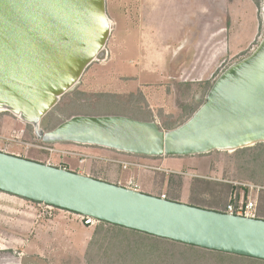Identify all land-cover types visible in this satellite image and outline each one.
I'll return each mask as SVG.
<instances>
[{
  "label": "water",
  "instance_id": "95a60500",
  "mask_svg": "<svg viewBox=\"0 0 264 264\" xmlns=\"http://www.w3.org/2000/svg\"><path fill=\"white\" fill-rule=\"evenodd\" d=\"M111 33L107 0H0V113L33 127L46 144L142 157L234 152L264 143V37L173 130L112 115L75 116L45 132L42 121L80 84ZM0 192L159 238L264 260V220L135 192L2 152Z\"/></svg>",
  "mask_w": 264,
  "mask_h": 264
},
{
  "label": "rangeland",
  "instance_id": "374dc122",
  "mask_svg": "<svg viewBox=\"0 0 264 264\" xmlns=\"http://www.w3.org/2000/svg\"><path fill=\"white\" fill-rule=\"evenodd\" d=\"M263 8L264 0L259 7L253 0H107L111 37L76 92L132 95L139 108L137 116L147 110L164 131L166 123L175 128L205 102L207 84L213 86L230 66L259 47L264 37ZM73 100H77L74 94L64 97L60 109L46 117L41 128L48 132L56 121H66L60 111ZM81 110L93 112L88 106ZM1 150L43 164L50 161L115 185L133 178L142 193L216 212L226 209L232 188L257 186L261 188L258 217L264 220V163L260 168L242 169L251 156L264 154L263 148L244 157L237 151L142 157L72 143L46 144L33 127L0 113ZM65 152L104 160L88 158L80 164ZM109 159L141 167L124 169ZM94 228L64 211H49L0 192V264H87L85 253Z\"/></svg>",
  "mask_w": 264,
  "mask_h": 264
},
{
  "label": "trees",
  "instance_id": "16d2710c",
  "mask_svg": "<svg viewBox=\"0 0 264 264\" xmlns=\"http://www.w3.org/2000/svg\"><path fill=\"white\" fill-rule=\"evenodd\" d=\"M253 1L257 7L261 5V0ZM211 88V84L206 85L204 96L207 92L209 93ZM72 94L77 97V100H73L70 107L67 105L60 111V117L62 115L66 120L75 116L121 115L130 117L131 112L135 114L139 109L137 101L133 100L134 97L132 95L120 97L104 93L88 95L84 92L77 93L75 89L67 94L65 98L70 97ZM85 106L92 107L93 112L86 113L82 111L81 107ZM200 107L198 106L191 110L188 118L177 127L187 122ZM59 109L58 105L47 117H53L55 110L58 111ZM140 113L142 114L141 116L133 114L131 118L153 122L152 112L145 110ZM63 122L62 120L56 121V124L51 129H55ZM164 126L167 131L177 128L170 127V123H166ZM255 148L264 149V144L238 150L237 153L240 157H244ZM263 157V151L259 155L251 156L250 159L243 163L242 169H245V167H262L264 163ZM236 189V187L232 188V190ZM224 212L225 210L222 213ZM85 260L87 264H264V260L207 250L105 222H99L95 226L85 253Z\"/></svg>",
  "mask_w": 264,
  "mask_h": 264
},
{
  "label": "built area",
  "instance_id": "2783aa9c",
  "mask_svg": "<svg viewBox=\"0 0 264 264\" xmlns=\"http://www.w3.org/2000/svg\"><path fill=\"white\" fill-rule=\"evenodd\" d=\"M51 151L56 152L55 150H51ZM0 152L21 158V156L19 154H12V153H9V152L3 151V150H1ZM119 153H121V152H119ZM63 154L69 155V156L72 155L74 157H77L79 159L80 164H83L85 162L84 160L88 159V158H91L93 160H100V161L104 160L100 157H94V156H90L88 154L69 153V152H65ZM81 158H84V159L82 160ZM108 162L113 163V164L123 165L124 169L128 168L129 166L139 167V168L141 167L140 164L127 163V162H122V161L114 160V159H109ZM45 165L55 167V168H58L61 170L69 171L66 168V166H63V165L57 166V165L51 164L50 161L46 162ZM117 186L126 188L128 190H132L135 192H141L139 184H137V182L133 178L129 179L125 185H122L119 182L117 184ZM255 190L257 192L256 195H254ZM260 191H261V188L257 187V186L241 185L240 191H238V188H237L231 194L229 203H228L224 213L228 214V215L237 216V217L247 218V219H259V217H258V199H259V192ZM161 198L167 199L166 196H162ZM38 205L39 206H45V209L49 210V211H53L56 209L58 211H64V210L58 209L56 207L47 206L45 204H38ZM64 212H66L69 215L75 216L81 222V224H83L84 226L95 227L96 225L99 224V221L95 220L93 218L83 216V215H79V214H75V213L68 212V211H64Z\"/></svg>",
  "mask_w": 264,
  "mask_h": 264
},
{
  "label": "crops",
  "instance_id": "0c3cea01",
  "mask_svg": "<svg viewBox=\"0 0 264 264\" xmlns=\"http://www.w3.org/2000/svg\"><path fill=\"white\" fill-rule=\"evenodd\" d=\"M82 175V174H81ZM84 176H88L87 174H84ZM90 176V175H89ZM93 178V177H92ZM100 180V179H99Z\"/></svg>",
  "mask_w": 264,
  "mask_h": 264
},
{
  "label": "bare ground",
  "instance_id": "6f19581e",
  "mask_svg": "<svg viewBox=\"0 0 264 264\" xmlns=\"http://www.w3.org/2000/svg\"><path fill=\"white\" fill-rule=\"evenodd\" d=\"M264 11V10H263Z\"/></svg>",
  "mask_w": 264,
  "mask_h": 264
}]
</instances>
